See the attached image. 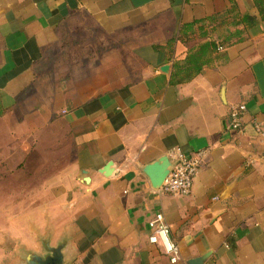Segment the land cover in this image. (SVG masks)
Masks as SVG:
<instances>
[{
    "label": "crops",
    "instance_id": "0c3cea01",
    "mask_svg": "<svg viewBox=\"0 0 264 264\" xmlns=\"http://www.w3.org/2000/svg\"><path fill=\"white\" fill-rule=\"evenodd\" d=\"M236 17L242 40L218 50ZM97 32L121 53L79 56L71 37ZM199 150L187 195L143 172ZM0 180V264L45 241L69 264H264V0H0ZM156 215L176 263L148 240Z\"/></svg>",
    "mask_w": 264,
    "mask_h": 264
},
{
    "label": "built area",
    "instance_id": "2783aa9c",
    "mask_svg": "<svg viewBox=\"0 0 264 264\" xmlns=\"http://www.w3.org/2000/svg\"><path fill=\"white\" fill-rule=\"evenodd\" d=\"M218 50H222L221 47ZM246 111L244 104L231 105L227 114L228 128L238 131L241 128V119ZM254 128L259 132V126L255 123ZM207 150H199L189 157L179 159L171 172L166 177L161 189L164 193L184 196L190 193L192 181L197 175L200 165L205 161ZM148 226L150 235L148 240L151 244L159 245L163 253L169 258L170 263H176L179 259V249L170 237V229L163 223L161 215H156Z\"/></svg>",
    "mask_w": 264,
    "mask_h": 264
},
{
    "label": "water",
    "instance_id": "95a60500",
    "mask_svg": "<svg viewBox=\"0 0 264 264\" xmlns=\"http://www.w3.org/2000/svg\"><path fill=\"white\" fill-rule=\"evenodd\" d=\"M172 169V163L167 157H162L146 166L143 172L149 178L152 186L155 189H159L162 187L166 177ZM105 170H108V168ZM42 246V255L26 252L25 257L19 264H69V260L66 259L63 252L66 246V241L59 242L55 247H50L48 241H45L42 243ZM195 263L197 262H193V264Z\"/></svg>",
    "mask_w": 264,
    "mask_h": 264
},
{
    "label": "trees",
    "instance_id": "16d2710c",
    "mask_svg": "<svg viewBox=\"0 0 264 264\" xmlns=\"http://www.w3.org/2000/svg\"><path fill=\"white\" fill-rule=\"evenodd\" d=\"M232 9L228 12L220 15L221 17H224L226 15L232 14ZM219 17H212L207 20V22L210 24L214 20H216ZM250 19L247 17H243L242 19L236 17L231 19V33L228 38L222 43H220V47L224 48L225 44H228L232 41H240L242 40V36L244 34L243 25L248 24ZM189 26H184L182 29L178 31V35L176 36V40L180 38V31L183 29H187ZM175 39L170 40L167 42L166 46H170V43H173ZM218 45L214 41L205 42L203 44H200L198 48H196L194 51H191L186 58H185V66H186V72L187 77L186 80L195 75L196 73L200 72L204 67L208 66L212 62V54L216 50V47Z\"/></svg>",
    "mask_w": 264,
    "mask_h": 264
},
{
    "label": "rangeland",
    "instance_id": "374dc122",
    "mask_svg": "<svg viewBox=\"0 0 264 264\" xmlns=\"http://www.w3.org/2000/svg\"><path fill=\"white\" fill-rule=\"evenodd\" d=\"M99 33H94V35L90 36V33H78L74 34L71 38L75 39L77 42L79 41L81 45L78 50H80L79 56L86 57L91 56V59L93 61L98 62L99 58L106 56V55H113L112 53H121V49L119 47H114V36L107 35L104 38L102 37V40L99 36ZM117 41V40H116ZM106 43V44H103ZM88 45H91L90 48L87 47ZM83 46H86L83 48ZM1 182V180H0ZM7 194L0 192V195ZM2 209H0L1 211ZM4 224H0V227H3Z\"/></svg>",
    "mask_w": 264,
    "mask_h": 264
}]
</instances>
